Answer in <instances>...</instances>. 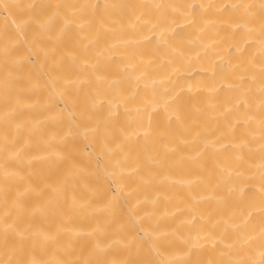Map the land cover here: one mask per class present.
<instances>
[{"label":"bare ground","instance_id":"6f19581e","mask_svg":"<svg viewBox=\"0 0 264 264\" xmlns=\"http://www.w3.org/2000/svg\"><path fill=\"white\" fill-rule=\"evenodd\" d=\"M0 264H264V0H0Z\"/></svg>","mask_w":264,"mask_h":264}]
</instances>
